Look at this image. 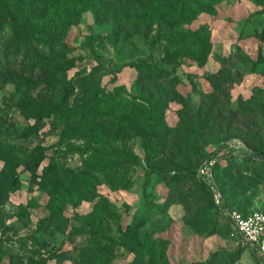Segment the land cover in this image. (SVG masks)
Listing matches in <instances>:
<instances>
[{"label": "rangeland", "instance_id": "obj_1", "mask_svg": "<svg viewBox=\"0 0 264 264\" xmlns=\"http://www.w3.org/2000/svg\"><path fill=\"white\" fill-rule=\"evenodd\" d=\"M162 1L193 9L192 0ZM201 1L204 10L179 28L205 34L211 51L204 64L180 57L172 68L164 59L167 42L152 41L159 27L144 36L131 34L124 23L126 10L132 17L146 16L142 13L148 7L145 3L22 0L40 35L56 34L66 42V55L73 63L67 74L73 82L95 67L94 79L107 91L126 97L135 109L108 113L104 122L108 139L97 143L91 130L83 132L84 137L79 131L70 135V128L54 115L37 126L18 103H5L3 95L12 93L15 86L0 81V110L7 117L0 120V140L15 143L22 152L14 170L0 160V173L11 177L8 184L3 181L5 194L0 195V264H100L106 256H113V264L127 263L134 255H143L118 243L125 239L127 226L145 239L150 256H158L164 264H264L225 228L206 190L195 180L185 181L211 151L232 149L237 157L221 162L229 165L226 173L218 171L225 195L235 208L264 213V167L252 169L242 160L245 151L251 153L247 143L264 150V43L263 59L253 67L258 54L253 33L264 25V0L263 4ZM99 3L104 12L97 18ZM116 26L123 29L118 36ZM8 35L3 27L1 39ZM146 76L156 79L153 89L146 84ZM82 91L76 88L68 106L83 96ZM147 92H153L163 113L153 139L137 134L130 124L115 135L121 111L135 115ZM137 123L141 125L142 120L138 118ZM63 136L66 140L55 147L56 158L71 174L64 178L72 182L57 185V201L64 204L63 219L57 217L55 224L46 209L52 199L28 165L40 147L51 146ZM55 148L46 153L51 155ZM47 162L48 158L40 162L38 175ZM94 228L115 243H95ZM77 229L80 233L74 232Z\"/></svg>", "mask_w": 264, "mask_h": 264}, {"label": "trees", "instance_id": "obj_2", "mask_svg": "<svg viewBox=\"0 0 264 264\" xmlns=\"http://www.w3.org/2000/svg\"><path fill=\"white\" fill-rule=\"evenodd\" d=\"M138 1L139 3L147 4L148 7H146L145 12H142L146 15L142 16V19L137 14L132 17L130 10L125 11L124 23L131 34L148 36L155 31V26L159 27L160 30L152 37V41L153 43L167 42L164 59L167 65H172V68L177 66L179 63L178 58L180 57L189 58L200 64L206 62L211 51V43L206 35L198 31L182 30L179 28L181 25L190 24L196 14L204 10L205 4L203 1L192 0L193 9L183 6L174 7L162 0ZM254 1L258 4H263L262 0ZM95 11L97 12V18L98 16H102L104 11L100 3L95 7ZM67 18L69 20L74 19L72 16ZM3 27L8 28L9 35L3 39L0 37V81L3 84L12 82L15 86V90L12 93L3 95V99L5 103H18L23 114L34 118L37 126H40L45 118L54 115L59 117V123L70 128V135H74L79 131L78 134L84 137L83 132L91 130L96 136L94 140L97 143H102L105 139H108L104 131V122L107 114L123 107L130 110L135 109V104L126 97H122L121 94H115L113 91H107L94 79L97 75L95 67L91 68L88 76L79 77L73 82L67 74V71L73 67V63L70 62V58L66 55L69 51L66 42L62 40L61 36L56 34L48 36L40 35L36 31L31 11L25 10L22 0L0 2V34ZM122 30V26H116L114 34L118 36ZM253 36L258 40L257 60L253 64V67L256 68L258 62L263 59L264 25L261 30L255 31ZM93 43L94 39L89 43L90 48H93ZM146 77V84L153 89L156 79H154V76ZM37 79L43 80L45 83L39 85L35 82ZM76 88H83V96L77 99L73 106H68L71 98L76 95ZM150 93L153 92H147L142 95L145 104L138 103L140 107L136 109L135 115L121 111L123 114H121L122 117L117 119L119 123L114 129L115 135L119 132L120 127H126L130 124L131 127L136 129L137 134L149 140L153 139L152 136L158 131L163 113L159 111V107ZM6 118V113L0 110V120L5 121ZM138 118L142 120L141 125L137 123ZM64 139L66 140V136L61 137L51 146L40 147V151L32 155L31 162L28 165V170L33 176L39 178L40 184H42L52 199L51 203L46 205V209L50 212L51 223L55 224H57V217L63 219L60 209L64 204L62 201H57V185H65L72 182L69 178H64L71 174L57 162L56 158L57 149L55 147L62 144ZM247 145L251 153L245 151V158L242 159L247 162L245 165L252 169L263 168L264 150L254 148L249 143ZM51 147L55 149L51 151V155H48L46 151ZM223 148L220 153L216 150L211 151L207 157L202 158L186 175L185 181L195 180L206 190L212 209L221 215L225 228L234 235L231 231L230 223L222 213L223 209L235 210L245 216L251 212L235 208L230 204L229 198L225 195L218 171L223 169L226 173V166L229 165H223L221 162L226 159L227 161L234 159L238 154L232 149ZM21 153L19 146L15 143L0 140V160L4 161L9 169L14 170L15 161H17L16 159ZM45 158H48V162L43 166L42 173L38 175L36 170L40 162ZM206 159L214 160L211 167L212 179L221 193V204L215 202L211 186L197 175V168ZM112 167L115 168L116 164ZM71 177L73 178L74 176ZM3 181L7 184L11 181V177L4 172L0 173V195L5 194V188L2 187L4 185ZM87 197L89 196L81 195L80 198ZM48 219L49 217L46 218V220ZM74 232L80 233L78 229L74 230ZM92 233L94 237L97 236L98 238L95 243L100 241L110 242L111 244L115 243V240L111 237L100 233L98 228H94ZM124 236L125 239L118 243L127 251H139L143 255H134L132 261L120 264H164L158 256H150L151 249L146 244L145 239L137 237L131 231V226H127ZM239 242L256 257L258 256L261 260H264V254H260L258 251L255 253L247 244L240 240ZM112 258L113 256H106L98 262L100 264H113ZM194 264L207 263L197 262Z\"/></svg>", "mask_w": 264, "mask_h": 264}, {"label": "built area", "instance_id": "obj_3", "mask_svg": "<svg viewBox=\"0 0 264 264\" xmlns=\"http://www.w3.org/2000/svg\"><path fill=\"white\" fill-rule=\"evenodd\" d=\"M213 163L212 159L204 160L197 168V175L211 186L215 202L221 204V193L212 179ZM222 213L230 223L232 233L237 235L241 242L247 244L253 252L264 254V213L253 211L245 216L238 211L227 209H223ZM261 261L264 263V260Z\"/></svg>", "mask_w": 264, "mask_h": 264}]
</instances>
